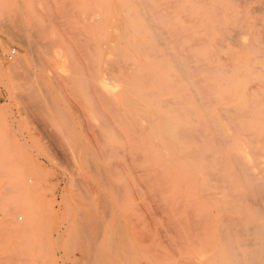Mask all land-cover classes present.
Masks as SVG:
<instances>
[{"label": "rangeland", "instance_id": "rangeland-1", "mask_svg": "<svg viewBox=\"0 0 264 264\" xmlns=\"http://www.w3.org/2000/svg\"><path fill=\"white\" fill-rule=\"evenodd\" d=\"M90 1H93V4ZM102 1L108 4L100 6ZM122 1L0 0V264H87L86 259L91 256L89 251L94 230L100 231L105 238L115 239V245L120 250V258L116 264H191V261L192 264H215L218 252H221L219 256L225 254L220 236H217L220 235L217 232L221 229V221L224 223L227 220L223 219L225 216L222 212L226 217L230 216L228 213L231 212L234 218H237L239 213L243 214L240 233L248 239L255 238L249 231L252 222L248 215L250 210L264 206V195L261 199L253 196V190L247 186L244 179L236 177L225 152L232 153L239 148L242 152L250 153L248 157L251 163L261 164V168L256 171L262 175H259L260 180L264 179V154L261 155L264 152V0H208L209 4L205 0H192L190 3L188 0H181L179 3L181 17L185 15L189 20L195 17V24L192 21L193 24L190 21L188 23L185 17L186 20L182 18V21L183 28L186 26L193 30L189 33L194 40L197 38V44L195 42L193 47V61L191 60L196 66V93H202L204 97L207 94L206 97L213 101H218L216 98L219 97L220 102L223 100L229 105L235 104L247 110L246 120L242 123L243 130L235 131L229 147L214 156L217 163L215 173L220 172L217 174L220 180L224 174L226 182L229 181L225 182L227 186L223 190L218 186L216 188L219 182L220 185H225L223 180L222 182L218 179L216 185L214 181L205 180L203 169L205 171L207 168H204L205 164L202 163H208L197 158L198 154H201L200 147L202 150L209 147L208 141L203 137L205 126L201 124L199 125L202 126L204 135L201 133V137L199 136V117L194 125L198 132L195 140L191 137L193 141L187 146V136L183 130L185 136L180 139L178 147L181 154L176 160L164 161L165 164L163 159H156L157 162L154 160V151L158 146L149 140L150 126L145 122L143 126L135 125L136 119L132 117L137 118L136 112L132 105L124 104L126 96L132 97V81L129 79V68L125 67L123 56L130 48L121 44V48L118 46L117 34L125 33L126 25V18L121 9ZM88 2L89 5L92 4L91 8L86 5ZM96 4L99 8L105 7L104 10L109 11L108 15L104 14L105 21L104 10L99 11V14L103 12L100 14L103 24L100 19L99 22L95 20L96 16L100 18L98 10L97 13L93 11ZM87 6L94 13L91 17L95 16L91 18L93 21L89 18L90 23L87 19L89 14L86 15ZM113 8L116 9L115 12ZM83 10H86V13ZM80 16L82 24L79 23ZM217 18L218 21L222 19L221 22L229 24L232 31L244 33V48L238 49L228 43H218L219 46L216 44L219 36L216 31L217 21L215 22ZM207 20H211V24L204 29V23L209 22ZM99 24H102V32L107 31V34L103 35ZM183 28V33L186 34L188 28L187 31ZM84 36L88 42L82 44L80 41ZM260 38H263V42ZM94 40L97 50L94 49V42L92 43ZM205 42L208 43L206 46ZM77 44H86L85 52L88 51V57L93 61L91 65H88L90 60L87 55L85 57L87 53L83 52V56V48L80 49ZM90 48L95 50V55H92L93 50ZM214 48L219 52L217 50V53H212ZM12 50L15 53L13 58L8 60L7 56ZM116 51H122V56L120 53L116 56ZM106 55L111 59L108 60ZM112 59L115 62H111ZM201 62H204V65ZM107 63L112 69L116 67L113 71L110 68L112 73L109 68L106 69ZM206 63L215 66L212 73V66L211 69L208 66L210 71L208 68L207 72L202 71L203 67H207ZM200 64L202 68H197ZM92 69L101 81L105 77L107 79L109 74L113 77V81L110 80V75L109 80L105 79L106 83L105 80L102 81L106 84L108 95L104 93L99 80L94 78L95 82H92ZM126 74L129 75L128 78ZM204 74L207 78H212L206 79ZM205 81L212 84V87L210 84L209 88L205 86ZM102 94L105 97L101 96ZM107 97L110 100H107ZM220 102H216L217 108L220 107ZM186 104L184 101L183 106ZM116 109L122 110L119 111L122 116ZM197 116H200V122L205 125V112L198 110ZM198 141L201 142L200 145ZM188 150H192L196 155L192 151L189 155ZM255 151L260 152L261 156L258 152V155L254 156ZM194 155L199 163H193V158L190 157ZM222 156L224 161L221 160ZM216 157L223 162L221 165L227 163L228 167L225 165L224 169L219 168ZM156 173H160V177H156ZM163 177L171 181L163 182ZM158 179H161L162 183ZM231 179L234 184L230 183ZM234 185L235 190H230ZM207 186L214 191L207 190ZM175 188L176 199L172 193ZM177 194L182 196L181 200ZM237 194H241L242 199L245 196V201ZM234 197L238 200L240 198V203ZM190 202H195L192 206L195 207L194 211L185 207ZM184 207L189 211V216ZM181 208L183 210H180ZM182 211L183 221L177 220ZM236 211L241 212L236 214ZM193 212L198 213L195 215ZM201 212H206L204 214L207 217H204L208 221L211 220L212 224L204 217L202 220ZM194 217L204 221L203 224ZM191 220L198 221V225L202 224V228H199L201 233H198L201 237L203 233L200 241L194 231L199 229L194 227ZM179 221L186 222L192 228L187 227L185 223V227L180 225L184 230H176L183 232L180 233L181 238H178L180 234H176L175 230ZM206 222L209 224V232H214L210 233L215 237L213 239L207 235L209 232H206ZM197 223L195 226H198ZM166 233L174 236V244L166 240ZM189 235L194 236L192 238L196 240L193 247L188 246ZM78 236L81 239L78 240ZM87 237L91 238L90 243ZM176 237L180 241L177 242ZM201 242L208 251L200 250L204 249ZM172 244H176L178 249ZM159 249L165 255H160ZM169 249L170 253L177 255L169 254ZM189 250L191 253L187 252ZM108 251L105 249L102 252L105 261L112 257ZM262 260L264 261V249Z\"/></svg>", "mask_w": 264, "mask_h": 264}, {"label": "bare ground", "instance_id": "bare-ground-1", "mask_svg": "<svg viewBox=\"0 0 264 264\" xmlns=\"http://www.w3.org/2000/svg\"><path fill=\"white\" fill-rule=\"evenodd\" d=\"M180 1L181 0H123L122 1L121 9H122V12H123V14L125 15V18H126V25H125V33L117 34V37L119 38L118 39V46H120V44H121V45H124V46H127L128 48H130V50H126L123 53V56H124L125 67L127 66L129 68L128 74L131 77L129 79H131V81H132V83L130 84L131 85V90H132L131 91L132 97L126 96L125 100H124L125 101L124 104L126 106L132 105L134 112H136L137 118L132 117L133 119H136L135 120V125L137 124V125L143 126L144 122H145V123H147L150 126V137H149V140H150L151 143H155L158 146V148L154 151V157H155L154 160L156 161V159H163V164L166 163L164 161L169 162L170 160H176L178 155L181 154V152L178 151V147L180 146L179 145V141H180V139L183 138L182 136L184 135V133L187 136L186 137L187 138L186 141H187L188 144L185 143V144H187V146L189 145V143H191L193 141L194 137L196 136V133H198V132H196V128H195L194 125H195V123L197 121L196 120L197 117H199L198 125L201 124L202 126H205L204 127L205 135H204L202 133L203 132L202 128H201L202 126L199 125V130H200L199 136L202 135V134L204 135L203 137L206 138V140L208 141L209 144H207V143L206 144L209 145V147L208 148L204 147V148H206V150L204 148H203L204 150H202V148L200 147L199 150H201V154H198L199 157H197V158L201 159V161H203V162L206 161L208 163L207 164L208 166L206 165V163H202V165L203 164L206 165V166L203 165L204 168H207L205 171L203 169L204 178L208 182L214 181L215 185H216V182L219 179V176L217 174H219L220 172L217 173V174L215 173V168L217 166V163L214 160V156L218 152H220V153L222 152L223 153L224 149L225 148L227 149L229 147V144H230L231 139L233 137V133L235 131L240 130V129L243 130L242 129V126H243L242 123L246 120L245 117H246V111L247 110H245L244 107H238L235 104L234 105H232V104L229 105V103H226L223 100H221V102H220L219 97L216 98L218 101L215 100L216 102H220V107L217 108L216 105L218 103H216L215 101H213V100L209 99L208 97H206L207 94H205L206 93L205 91H204L205 92L204 93L205 97H204V95L202 93H201V95H199L198 92L196 93V90H197L196 80L197 79L195 80V78H194L195 77V72H196V66L192 63V61H193L192 56H193V53H194V51H193L194 43L196 42V44H197V41H196L197 38H196V40H194V38L191 36V33H189V31L192 32L193 30H189V28L186 27V26L183 28L184 23L182 21V18H184L185 15H184V17H181V13L182 12H180V9H179ZM191 1L192 0H188V3H190ZM198 1H196V3ZM207 1L208 0H205V2L207 4H209V2H207ZM90 2L93 4V1H90ZM95 2L97 3V1H95ZM91 3L89 5V2H88L86 5H89L90 8H91V5H92ZM202 3H203V1L201 2V4ZM101 4L105 5L106 3L102 1L99 5L102 6ZM107 4H108V2H107ZM197 4H199V3H197ZM99 5L96 4V8L95 7H94L95 9L93 7L92 8H93V11L95 10L96 13H97V10H98V15L100 17V14L103 13V12H100V14H99V11L104 10L105 7L104 8H102V7L99 8L98 7ZM89 6H87L88 7L87 13H86V10H83V12L85 11L84 13H86V15L89 14V17H87L88 21L91 18H95V16L91 17V16H93L94 13L91 12V9L89 8ZM93 6H95V5H93ZM209 7H210V5H209ZM186 8H188V7H186ZM89 9H90V11H89ZM196 9H197V7H196ZM113 11L115 12L116 9L113 8ZM186 11L189 13L188 10H186ZM107 12L109 13V11L104 10V13H103L104 21L106 20V17H105L106 15H104V14L105 13L107 14ZM82 14H81V16H82ZM90 14H92V15H90ZM117 16L119 17V15H117ZM82 17L80 18L81 20L79 21V23H81V24L83 23ZM217 17H219V16H217ZM96 18H98V17L96 16ZM96 18H95V20L98 21L100 19L99 21L102 23L103 20H102L101 17L98 18V19H96ZM185 18H187V22L189 23V21L193 22L194 21L193 18H195V17H193V18L191 17L192 18L191 20H189L188 17H185ZM185 18H184V20H186ZM91 20L93 21L94 19H91ZM220 20L222 21V19H220ZM220 20L218 21V18H217V20H215V22L217 21V25H218V30L216 29V31H218V34H219V36L217 37L218 41L216 42V44L218 45V43H220L222 45V44H227L228 43V44H231L234 47H237L238 49L239 48H244L245 44H246L245 40H244V33L232 31L230 29V25L229 24L221 22ZM207 21H209V22H206L203 25L204 29H207V27H208L207 25L209 23L211 24V22H210L211 20H207ZM90 22L91 21H89V23ZM94 23L96 24V22H94ZM102 24H99L101 32L103 31V30H101L102 29L101 28ZM205 24H206V27H205ZM230 24H231V21H230ZM97 25H98V23H97ZM214 25H213L214 28H215V26L217 27V25H215V26ZM79 26H80V24H79ZM92 27H91V29L93 31L94 27L93 28ZM103 27H105V26H103ZM85 28L87 29L88 27L85 26ZM96 28H97V26H96ZM108 28L111 29V27H108ZM182 28L185 29V30L188 28L187 29L188 31L186 30L188 33L187 32H186V34L183 33ZM194 28L195 27H193V29ZM185 30H184V32H185ZM236 30H237V28H236ZM208 31H210V30L208 29ZM82 32L84 33V31H82ZM99 34L100 33L98 32V35ZM105 34H107V31H106V33H103V35H105ZM209 34H211V32ZM209 34H208V37L210 36ZM85 36H84L83 40L80 39L82 41L79 40L80 42H82V44L85 43V42H88V40H86ZM262 36L264 38V35H262ZM86 37L89 38L88 36H86ZM92 38L95 39L94 36H92ZM100 38H101V36H99V39ZM263 38H260V39L262 40ZM84 40H86V41H84ZM204 40L207 42L206 39H204ZM206 42H205V46H206V44H208ZM262 42H263V40H262ZM24 43H25V41H24ZM92 43H93V46H94L95 40L92 41ZM92 43H91V45H92ZM101 43H102V41H101ZM104 43H105V41H104ZM82 44H77L76 46L77 47L79 46L80 49L83 48L81 51H82V54L84 56L83 52H85L87 49H85L86 44L85 45H82ZM103 45L104 44H102V46ZM88 46L90 47L89 43H88ZM115 47L116 46L114 45L113 49ZM211 47H215V46H210V48ZM97 48H99V47H97ZM120 48H121V46H120ZM210 48H209V51L211 50ZM223 48L224 47L222 46V50H223ZM90 49L93 50L92 55H95L94 54V51H95L94 49H96L95 46H94V49H92V48H90ZM91 50H89V51H91ZM117 50H119V49H117ZM217 50H218L217 48H214L212 53H214V52L217 53ZM98 51H100V50H98ZM87 52H85V53H87ZM116 52H117L116 56H118L119 53H120L119 55L122 56V54H121L122 51H120V52L116 51ZM218 52H219V50H218ZM109 53H110V50H109ZM86 55H87V59H89L88 53L85 54V57H86ZM108 56H107V59L108 60L111 59V57L108 58ZM121 56H120V59H121ZM211 56L212 55H210V57ZM92 57H94V56H92ZM98 59H100V58H98ZM202 60H200V61H202ZM95 61H96V57L94 58V62ZM113 61L115 62L114 59L111 60V62H113ZM197 61H199V60H197ZM91 62L93 63V61L90 60L88 65H91ZM108 62H110V61H108ZM214 62H215V60H214ZM214 62H212V63H214ZM98 63L100 64V62H98ZM121 63H122V60H121ZM201 63H203L202 65H204V62H201ZM95 64H96V62H95ZM95 64H94V68L96 69ZM111 65H113V64H111ZM206 65H207V63L205 64V66ZM107 66L108 67L106 69L109 68L108 70H110L111 67L109 66V63H107ZM208 66L210 68L212 65L211 66L207 65L206 68L203 67L202 71L204 70V72H207L208 69H209ZM91 67H89L90 70H91ZM198 67L202 68L201 64L198 65L197 68ZM214 67L212 66V69L210 68L211 71L209 69L210 73L213 72ZM115 68L114 69L111 68L112 71L115 70ZM122 68L124 69V67H122ZM112 71H111V73H112ZM92 72H93L92 78L94 80L92 82H95V79H97L96 73H95L94 70ZM210 73H209V75H210ZM117 74H118V72H116V75ZM128 74H126L127 78L129 77ZM205 74L203 75L204 78H206V79H211L212 78L211 76H209L211 78H209V77L207 78L205 76ZM109 75L111 76V74H109ZM109 75L107 77L108 80H109V78L112 77V76L110 77ZM105 76H107V75L105 74ZM105 79H106V77L103 78L102 81L105 80ZM112 79H113V77L110 80H112ZM97 80H99V82L102 83V81L100 79H97ZM106 80L104 81L105 83L107 82ZM200 81H201V79H200ZM202 81L204 82V80H202ZM205 82H207V81H205ZM105 83H102L101 86H102V89H103L104 93L106 95H108L109 92H107V90H106L107 87H106ZM207 83H206V85L205 84L204 85L208 86V88H209V84L210 83L209 82H207ZM124 84H127V83L124 82ZM198 85H199V83H198ZM211 85L212 84H210V86ZM94 86H95V84H94ZM107 86H109V85H107ZM110 88H111V85H110ZM201 88L202 87H200V89ZM98 90H99V88H98ZM201 90H203V89H201ZM101 96L105 97L103 94ZM107 100H110V99L107 97ZM184 101L187 103L185 106H183ZM117 102L119 103V101H116V103ZM112 105H114V104H112ZM198 110L204 111L206 116H207V117L205 116L206 118L203 117L205 125H203V123L200 122V121H202L200 116H197ZM119 111L122 112V110H119ZM119 111H118V114L121 115V113ZM121 120H123L122 117H121ZM132 122H134V121L132 120ZM125 123H127V122H125ZM133 127L134 126H132V128ZM183 130H184V133H183ZM135 133H137V131ZM188 136H189V138H188ZM191 137L193 139H190ZM197 138L198 137H196V140H197ZM188 139H190V142H188ZM201 139H199V140H201ZM182 143H184V141H182ZM200 143L201 142H199L198 144L200 145ZM139 145H140V143H139ZM194 145H195V143H194ZM204 146H206V145H204ZM197 147H199V146H197ZM138 148H141V147H138ZM193 148H196V147H193ZM152 150L153 149L151 148V152H152ZM180 150H182V149H180ZM190 151H192V150H188V152H187L189 155H191V153H189ZM257 152L258 151L253 152V153H255V155L253 153L252 154L254 156H256ZM192 153H193V151H192ZM258 153H259V155L261 154L260 152H258ZM182 154H183V152H182ZM188 154H187V156H188ZM263 154H264V152H262L261 155H263ZM195 155H196V153H195ZM195 155L192 156V157H190V156L189 157L193 158L192 159L193 163H199V161L197 162V159H196ZM225 155L227 157V161L229 160L232 163V166H233L232 169L235 171L236 177L240 176V177H238L239 179L243 178L244 182L247 184V186L250 187L253 190V192H254L253 196L256 199H261L263 197V195H264V182H263L264 179L260 180V178H259L260 174H259V172L256 171V169H259V167L261 168V166H260L261 164H259V162L257 163V165L252 164L250 159H249V157H248V155H250V153L242 152L241 150H239V148H236L232 153L230 151H227V152H225ZM253 155H251V157ZM218 157H219V155H218ZM218 157H216L217 159L215 158L217 161H219ZM223 158H224V156H222V158H221L222 161H224ZM145 159H147V157H145ZM149 163H148V165H149ZM161 163L162 162L160 161V165L159 166H161ZM221 163L223 164V162L219 161V163H218L219 166H220L219 168L222 167L221 169H224L225 165H227V167H228L227 163L224 164V165H221ZM170 165H172V164H170ZM200 167H202V166H200ZM155 169H157V168H155ZM162 169H164V168H162ZM221 169H220V171H221ZM147 170H148V168H147ZM156 172H158V169L156 170ZM232 173H233V171H232ZM156 174H158V173H156ZM156 174H155V176H156ZM159 174L156 177H158V176L160 177ZM177 174H178V172H177ZM199 174H200V171H199ZM222 174L223 173H221V175ZM229 175H230V173H229ZM224 176L225 175L223 174V176H221V177H223L222 180L224 181L223 184H225V185L224 186L220 185L219 184L220 182L218 181L219 183H218V185H216V188L218 186V187H220V189L223 190V188L225 186H227L226 183L229 182V181L226 182V177H224ZM231 176L232 175H230V177ZM260 176L262 177V175H260ZM175 177H176V175H175ZM161 179H162V181L165 180L163 182H170L171 181L168 178L164 179V177L161 178ZM161 179L160 180L158 179L159 182H161ZM222 180H220V181H222ZM189 182L190 181H188V183ZM231 182L233 183L234 181L231 179L230 183ZM201 183H202V181H201ZM176 185L177 184H175V186ZM204 187H203V189H204ZM206 188H208V186ZM231 188H232V190H235L234 189L235 185H234V187H230V190H231ZM176 189L177 188H175L172 191V193L174 194V198H175V195H176V192H174V191H177ZM207 190L214 191L210 187ZM216 191H218V189ZM231 193H233V192H231ZM190 194H192V193H190ZM237 195H239V194H237ZM240 195H239V197L242 196V195L241 196ZM179 196L180 195H178V197ZM244 197H243V199H244ZM179 198L181 200L182 196L179 197ZM193 198H195L194 194H193ZM230 198L232 199L231 195H230ZM234 198H236V197H234ZM241 199H242V197H241ZM239 200H240V198H239ZM239 200L237 202H239ZM203 201L205 203V200H203ZM244 201H245V199H244ZM180 202H183V201H180ZM193 203H195V202H192V203L190 202V204L187 203V206H185V207L187 209L189 207V209H188L189 211H190V209H192L194 211L195 207L194 208L192 207ZM196 203H197V201H196ZM218 203H219V201H218ZM225 203H226V200H225ZM197 205H198V203H197ZM203 205L205 206V204H203ZM219 205H221V203H219ZM185 207H184V209H185ZM223 207H224V205H223ZM225 207H226V205H225ZM206 208H208L207 207V203H206ZM187 209H185V210L188 211ZM180 210H183V209L181 208ZM227 210L229 211V208ZM189 211H188V213H186V214H188V216L190 215ZM204 211H205V208H204ZM241 211H243V210H241ZM241 211H238V212L236 211V214H238ZM182 213H183V211L181 212V215L178 213L180 217L177 216L178 217L177 220L180 219V220L183 221V219H184L183 215L184 214H182ZM197 213L193 212V214H195V215ZM202 213L204 214L206 212H201V215H202L201 218H202V220H204V219H206L204 217V216H206V214L203 215ZM222 215L225 216V217L223 216L224 217L223 219H227V220H225L226 222H224V223L221 221V223H220V224H222L221 229L217 232L218 234L220 233V235H217V236H220V243H221V245L223 244V247H224V250H225V254L223 256L222 255L219 256V254L221 253L219 251L220 253L218 252V256H216V258H215V264H264V261L262 260V253H263V249H264V238H263L264 237V206L256 207L253 210H250V213L248 215V218L251 219V222H252L251 225L248 224L249 226H251L249 231H251L252 235H255V238H253V239H248V238L244 237L240 233L241 232L240 228L242 226V219H243L241 216L243 214L239 213L237 218H234V215L231 212L228 213V215H230L231 217L230 216L226 217V215L223 214V212H222ZM203 217H204V219H203ZM194 218H196V220H200L198 217H194ZM182 221L181 222L179 221L180 224L178 223V225L176 226L177 228H175V230L176 229H180L181 230L183 227L181 228L180 225L182 226L183 223H185L187 225L186 222L182 223ZM206 221H208V219H206ZM210 221H208V223ZM191 222H193V225H194L195 228L197 227L199 229L204 221H202V222H201V220L199 221L200 223H202L201 225H198V223H197L198 221L195 222V221L191 220ZM194 222H195V224H194ZM188 223H189V221H188ZM196 223H197L198 226H195ZM83 224H85V223H83ZM206 224H207V222H206ZM78 226H80V225H78ZM94 226L96 227V225H94ZM183 226L185 227L184 224H183ZM188 226H189V228H191L190 225H187V227ZM81 227H80V229H83L86 226L83 227V228H81ZM207 227H208L207 228L208 231H206V232L208 233L209 232V224H207ZM94 229H96V228H94ZM210 229H211V227H210ZM183 230L184 229H182V231ZM193 230H192V232H194V231L197 232V233L196 232H194V233L197 234V236L199 238V241H200V239H202V237H203V233H202V237H201L200 234H198L199 232L201 233V229H199V231H197V229L194 230V231ZM182 231L180 232L178 230L176 232V234H180V233L182 234L183 233ZM99 232L100 231L95 232V230H94V233H92V239L90 238L92 242L87 237V239L89 240V243L90 242L92 243V245H90V246H92L90 248L91 251H89V255H91V256H89L88 259H86V257H85V259L87 260V264H116L118 262V258H120V250L115 245L116 244L115 239L113 237L105 238V236L103 234L99 233ZM211 232H213V231H211ZM211 232H209V234H207V233L206 234L209 235V236H212V239H213L215 237L213 235H210ZM89 233H91V232H89ZM168 233H166V235ZM58 234H60V233H58ZM181 234L178 235L179 236L178 238L182 237ZM88 235H86V236H88ZM168 236H170V237L168 238ZM189 236H190L189 238L191 240L188 238L189 241H190V242H188V246L191 247L195 243L196 240H194V238H192L194 236H192V235H189ZM166 237H167L166 240H168L169 242H173L174 236L168 234ZM184 237H185V235H184ZM46 238H48V237H46ZM55 238H57V237H55ZM79 238L80 237L78 236V240H79ZM170 238H171V241H170ZM178 238L176 237V239H177L176 241L177 242L180 241ZM176 241H175V243L178 245V243ZM201 241L205 242V240H201ZM203 242H201V243H203ZM215 242H217V240ZM84 243H85V240H84ZM166 244H169V243H166ZM173 244H174V242H173ZM176 244L173 245V246L177 247V249H178L179 245L177 246ZM202 245L204 246V243L201 244V246ZM165 247H167V246H165ZM165 247H162V248L164 249ZM174 247H173V249H174ZM162 248H160V249H162ZM181 248H182V245H181ZM105 249L109 250L108 251L109 255L112 254V257L108 256V257H111L110 260H106V261H105V259L103 260L102 252ZM160 249H159V252H160L159 254L163 255L164 253H162V251ZM205 249H206V246H204V249L200 248V250L208 251L207 249L206 250ZM164 250H167V249H164ZM171 250L169 251V254L174 255L175 253L174 254H172L173 252L170 253ZM184 250H185V248H184ZM190 250L187 251V252L191 253ZM174 252H176L175 249H174ZM183 252L187 253L186 251H183ZM177 253H179V252H177ZM189 253H187V255ZM216 253H217V251H216ZM216 253H215V255H216ZM166 254H168V253H166ZM204 254H206V252ZM175 255H177V254H175ZM198 256H200V255H198ZM121 257H122V255H121ZM172 257H174V256H172ZM204 257L206 259H208V257H206V255ZM200 258H202V256H200ZM210 258H211V256L209 257V259ZM193 260H195V259H193ZM159 261H160V258H159ZM172 264H174V263H172ZM191 264H192V261H191Z\"/></svg>", "mask_w": 264, "mask_h": 264}, {"label": "built area", "instance_id": "built-area-1", "mask_svg": "<svg viewBox=\"0 0 264 264\" xmlns=\"http://www.w3.org/2000/svg\"><path fill=\"white\" fill-rule=\"evenodd\" d=\"M14 53H15V51L12 50V51L8 54V56H7L8 60H11V59L13 58Z\"/></svg>", "mask_w": 264, "mask_h": 264}]
</instances>
